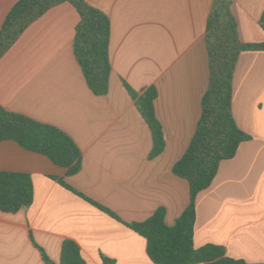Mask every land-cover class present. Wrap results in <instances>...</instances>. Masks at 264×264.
Here are the masks:
<instances>
[{"label": "crops", "instance_id": "0c3cea01", "mask_svg": "<svg viewBox=\"0 0 264 264\" xmlns=\"http://www.w3.org/2000/svg\"><path fill=\"white\" fill-rule=\"evenodd\" d=\"M18 1L0 0V30ZM84 1L111 23L107 95L90 90L77 61L80 16L70 3L33 23L0 60V105L60 129L82 153L80 172L69 176L43 155L0 142V171L30 174L34 185L29 208L0 211V264H60L67 240L87 264H154L147 241L129 225L164 209L173 226L190 202L189 183L173 167L196 133L209 87L206 33L214 0ZM231 11L242 43H264V0H233ZM149 89L157 92L165 140L155 158L152 131L131 96ZM232 112L251 140L221 162L198 195L194 245L264 264V51L240 55Z\"/></svg>", "mask_w": 264, "mask_h": 264}, {"label": "trees", "instance_id": "16d2710c", "mask_svg": "<svg viewBox=\"0 0 264 264\" xmlns=\"http://www.w3.org/2000/svg\"><path fill=\"white\" fill-rule=\"evenodd\" d=\"M64 3L72 4L80 16L74 52L87 85L96 96H105L109 93L112 72L109 56L111 23L107 15L84 0H19L0 30V60L33 23ZM232 4L233 0H214L206 33L209 87L202 99L196 133L184 156L173 167L174 175L189 183V205L173 226L166 224L164 209H158L143 223L129 225L147 241V255L154 264H248L228 257L223 247L206 245L197 249L194 245L198 195L211 186L221 162L235 158L240 145L251 140V136L239 129L233 117V79L240 55L246 51H264V43L244 44L240 41ZM260 25L264 30V11ZM131 96L152 131L151 157L155 158L165 149L162 126L155 114L157 92L149 89L140 96L131 92ZM8 141L17 143L25 151L43 155L66 169L69 176L81 170V150L69 135L0 105V142ZM33 201L34 185L30 174L0 171L1 212L16 214L29 208ZM39 249L45 262L51 263ZM60 264L87 263L78 244L67 240L62 246Z\"/></svg>", "mask_w": 264, "mask_h": 264}]
</instances>
